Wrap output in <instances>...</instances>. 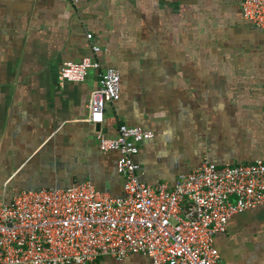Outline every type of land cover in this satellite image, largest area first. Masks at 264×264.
<instances>
[{"label":"crops","instance_id":"1","mask_svg":"<svg viewBox=\"0 0 264 264\" xmlns=\"http://www.w3.org/2000/svg\"><path fill=\"white\" fill-rule=\"evenodd\" d=\"M85 57L100 69L61 86L63 63ZM107 68L120 72V98L97 126L110 138L121 124L152 132L134 157L141 183L264 158V31L240 0H0V200L78 183L123 196L118 154L100 152L86 122ZM214 246L218 264H264V206L232 217Z\"/></svg>","mask_w":264,"mask_h":264},{"label":"built area","instance_id":"2","mask_svg":"<svg viewBox=\"0 0 264 264\" xmlns=\"http://www.w3.org/2000/svg\"><path fill=\"white\" fill-rule=\"evenodd\" d=\"M240 10L264 31V0H240ZM99 69L90 57L66 62L58 81L83 83L89 71ZM119 98L120 72L107 68L89 95L86 122L101 124L105 106ZM152 138V132L124 124L115 137L95 132L100 152L118 154L121 198L78 183L0 200V264H99L103 257L121 261L129 255L147 257L150 264H218L214 237L226 233L232 217L264 206V158L239 166L204 162L171 187H151L140 182L134 157L138 145Z\"/></svg>","mask_w":264,"mask_h":264},{"label":"water","instance_id":"3","mask_svg":"<svg viewBox=\"0 0 264 264\" xmlns=\"http://www.w3.org/2000/svg\"><path fill=\"white\" fill-rule=\"evenodd\" d=\"M96 130L99 131V126L96 125Z\"/></svg>","mask_w":264,"mask_h":264}]
</instances>
